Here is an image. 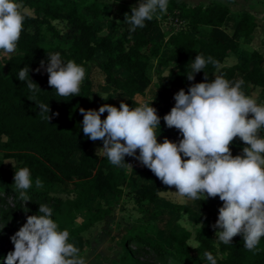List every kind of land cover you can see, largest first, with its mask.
Returning a JSON list of instances; mask_svg holds the SVG:
<instances>
[{"label":"trees","instance_id":"obj_1","mask_svg":"<svg viewBox=\"0 0 264 264\" xmlns=\"http://www.w3.org/2000/svg\"><path fill=\"white\" fill-rule=\"evenodd\" d=\"M20 2L31 13L26 14L17 54L4 61L5 72L0 65V150L3 152L0 158V202L10 199L15 206L11 214L1 211L5 219L20 213L25 215L26 221L27 216L39 214V205L47 204L53 210L51 218L58 224L59 230H67L72 240L111 215L112 206L108 205V199L111 198L117 205L123 197L125 185L134 188L132 199L143 207L155 205L159 191L168 188L147 168L143 174L137 169L127 173L123 165L114 166L105 155L98 157L91 151L94 142L82 131L83 116L79 109L98 110L101 106L94 100L89 73L81 84L79 96L60 97L49 87L46 71H35L41 61L47 66L49 54L59 52L64 62L72 60L86 70L99 52L103 57L100 67L105 87L113 94H123L126 97L123 103L129 107L142 104L154 107L161 118L157 135L169 140L181 136L178 130L168 128L163 120L175 105L173 89H183L187 94L192 85L211 82L218 74L233 84L242 82L241 90L247 85L264 92V58L258 52L250 54L248 66H223L229 53L236 52L239 44L250 39L257 28L256 19L247 12L231 19L230 9L223 3L187 6L184 2L168 0L166 12L158 13L159 18L145 21L144 28L135 30L128 23L129 10L126 20L113 24L119 34L112 38L104 31L106 24L111 23V9L107 10V6L98 0ZM168 18L182 22L179 29H171L165 41L151 40L149 35L152 30ZM53 22L63 23L71 36L64 37ZM45 34L53 39L67 40V46L44 44L42 38ZM163 48L168 49L165 56L161 54ZM196 55L212 57L216 63H208L202 72L194 74V80L189 81L187 76L192 73ZM152 62L167 71L165 75L157 73L153 84L148 76ZM25 66L30 69L29 78L41 92H30L26 82L17 79L18 71ZM152 85L155 94L147 98L146 91ZM38 103H48L49 115L58 113V116H53L48 123L39 114ZM119 105L115 107L119 108ZM95 142L103 144L102 141ZM246 146L244 143H232V155H241ZM4 159L13 160L14 166L4 168ZM130 159L126 156L125 162ZM22 167L30 169L33 180L32 187L26 190L30 197L26 204L19 198L21 190L16 188L13 180L14 172ZM37 178L43 183L40 188L35 185ZM65 184L70 186L68 192L72 197L64 200L55 194ZM91 200H98V206H91ZM220 207L222 202L219 197L194 200L190 207L172 206L170 210L173 213L195 216L198 221L208 224L207 229L189 232L181 227L177 231H169L166 240L169 251H166L162 241H147V234L157 235V231L147 224L139 233L123 241L125 256L122 264H146L128 249V242L138 245L143 252L155 253L162 264H210L205 252L212 253L216 264H264V238L253 251L244 247L241 236L234 237L228 245L214 239V233L219 229L213 228V225ZM163 209L162 206H155L151 217L159 219ZM78 213H84L85 218L73 228ZM189 239L199 241L200 247L190 248L187 244ZM218 254L223 255V259ZM6 256L0 249V260H5Z\"/></svg>","mask_w":264,"mask_h":264},{"label":"clouds","instance_id":"obj_2","mask_svg":"<svg viewBox=\"0 0 264 264\" xmlns=\"http://www.w3.org/2000/svg\"><path fill=\"white\" fill-rule=\"evenodd\" d=\"M168 0H139L131 8L128 23L132 29L144 28L145 21H152L158 13L167 10ZM27 10L20 0H0V53L11 56L16 53L24 30ZM212 57L196 55L192 73L202 72ZM46 71L49 87L60 97L79 96L86 75L82 65L69 60L64 62L59 52L47 56L35 69ZM30 69L18 71V80L26 82L32 93L41 92L29 78ZM205 81L207 77L205 76ZM242 82H232L217 75L211 82L192 85L187 94L183 89L174 95L175 105L163 117L165 125L176 129L182 136L178 143L165 138L158 142L156 129L161 118L157 110L148 104L129 107L121 102L119 108L104 104L98 110L79 111L83 116L82 131L89 140L102 141V152L114 166L125 163V157L138 160L149 169L163 185L175 188V192L159 191L161 196L175 195L184 204L188 200H206L219 197L222 207L213 228L215 236L225 245L241 236L244 247L253 251L264 238V104H258L242 90ZM39 114L48 123V103H38ZM106 118L101 119L102 114ZM239 138L246 147L241 155L233 156L231 144ZM137 150L139 155H136ZM14 184L24 204L30 201L26 190L33 185L28 167L14 172ZM37 188L42 181L35 180ZM52 208L41 204L38 213L26 217V223L10 237L14 250L7 254L5 264H85L79 257V249L69 243V232L59 230L51 218ZM181 227L192 232L197 226L188 221L187 215L178 221ZM202 225V224H199ZM192 249L200 247L199 241L189 239ZM210 264H216L211 252L204 253Z\"/></svg>","mask_w":264,"mask_h":264},{"label":"rangeland","instance_id":"obj_3","mask_svg":"<svg viewBox=\"0 0 264 264\" xmlns=\"http://www.w3.org/2000/svg\"><path fill=\"white\" fill-rule=\"evenodd\" d=\"M178 2H184L187 6L195 5H208L212 2H220L227 5L230 9L231 19H234L238 14L242 12H247L251 14L257 22V28L254 31L252 37L248 40H244L239 44L238 49L234 53H229L225 59L223 66L229 67L235 64L241 66H248L250 64L249 56L252 52H258L264 58V0H177ZM106 9H111L109 13V18L112 24H108L104 31L108 35H114L113 27L115 23H120L127 19V14L132 7L138 6L139 0H121L120 2L116 0H98ZM27 13H31L30 10L25 8ZM231 22V21H230ZM230 24V23H229ZM53 25L58 31L65 37L71 36L68 28L63 23L53 22ZM173 29L172 22L170 19H166L162 22V25L153 29L149 35L150 39L156 42H162L167 33ZM42 42L46 45H59L61 47L67 46V40L64 39H53L48 34L42 38ZM16 53L12 54L14 56ZM10 56V57H11ZM3 53H0V65L1 69L5 72V67L3 65L4 61L10 58ZM102 58L99 55L95 56L94 62L86 69V73H89V78L93 84V97L97 105L103 106L104 104H109L115 106L120 104L121 96L110 94V90L105 87L103 83V75L100 67V62ZM254 63V62H252ZM153 72V71H152ZM86 74V75H87ZM85 75V78H86ZM238 79V78H237ZM237 81V80H236ZM152 82L155 83V77L152 78ZM238 83V82H237ZM243 92L246 95L252 96L258 104H264V92L260 93L257 88H249V86L243 87ZM154 91L153 85L150 86L146 91V97H150ZM107 113L102 114L101 119L106 118ZM182 139V136H176L175 139ZM233 141L238 142L239 138H235ZM163 141H160L162 143ZM102 145L93 144L91 146V151L95 153L98 157H102L104 154L98 149L102 148ZM136 155H138V150ZM3 152L0 150V158H2ZM133 163L131 167L138 165L143 166L138 160L132 158ZM4 168L13 167L15 162L11 159L3 160ZM144 167V166H143ZM128 169H130L127 166ZM70 186L67 184L60 187L55 196H59L61 199L71 198L72 195L68 192ZM133 187L125 185L123 187V197L116 205L114 201L109 198L108 205L112 206L111 215L104 220L94 224L87 231L81 233L75 239L70 240L79 249V257L83 258L85 264H122L125 256V248L123 241L130 235H135L143 230L147 224L153 227L157 231V235L154 237L151 234H147L145 237L150 243L155 241H162L165 243V250L169 251V243H167V235L169 231H177L181 228L178 221H180L184 215L183 213H173L170 209L172 206L185 205L190 206L192 200H188L186 203L181 204L180 198L175 195L161 196L159 194V206L164 209L161 212V217L154 220L150 213L153 211V205L140 206L136 204L132 199ZM166 191L175 192V188H167ZM99 204L98 200H91L90 205L97 207ZM146 207V208H145ZM15 209L13 202L8 199L4 203L0 202V249L2 254H8L14 250V246L10 241V237L13 236L20 227L23 226L25 221L24 214H16L13 218L8 216L7 219L2 217L1 211L7 213H12ZM143 209H145V212ZM188 221L197 225L192 232L196 229H207L208 224L206 222H200L195 218V216H188ZM85 218L84 213H78L76 215V220L73 224V228L80 225ZM202 224V225H199ZM70 229V228H69ZM185 229V228H184ZM218 230L215 231V233ZM214 239L218 241L215 236ZM128 249L133 251L134 256L138 258L141 263L146 264H162L155 253L153 252H143L139 249V246L133 242H128ZM220 259H223V255L218 254ZM0 264H5V260H0ZM167 264H170L169 262Z\"/></svg>","mask_w":264,"mask_h":264},{"label":"crops","instance_id":"obj_4","mask_svg":"<svg viewBox=\"0 0 264 264\" xmlns=\"http://www.w3.org/2000/svg\"><path fill=\"white\" fill-rule=\"evenodd\" d=\"M108 24H112V23H108ZM108 24H106V26L108 25ZM105 26V27H106ZM157 28V27H156ZM155 29V28H154ZM113 31L115 32L114 33V35H108L107 33V35L108 36H110V37H112V38H115L118 34H119V32L117 31V30H115V28L113 27ZM151 34V33H150ZM150 38V37H149ZM167 39V36H166V38L163 40V41H165ZM167 53H168V49L167 48H163V50H162V56H165V55H167ZM96 55H99L102 59V61H103V57L101 56V54L99 53V52H97L96 53ZM95 55V56H96ZM95 59V58H94ZM101 61V62H102ZM101 62H100V64H101ZM230 67V66H229ZM153 71V72H152ZM157 73H161L162 75H165L166 73H167V71L166 70H163V69H160V68H158L157 66H156V63L155 62H152L151 64H150V66H149V70H148V76L151 78V80H152V78L153 77H155V79H156V74ZM218 74H215V76L214 77H216ZM152 84H153V82H152ZM154 88V87H153ZM179 90H181L180 88H175V89H173V94L175 95ZM110 94H112V96H115V95H119V96H121V101L120 102H123V101H125L126 100V97L123 95V94H121V93H115V94H113V93H111L110 92ZM154 94H155V89H154V91H153V93H152V95L150 96V97H148V98H151V97H153L154 96ZM157 139H158V142H160V141H163L165 138H160V137H157ZM179 140H180V138L178 139H173V140H170V141H172V142H175V143H178L179 142ZM232 143H234V144H236V145H240V144H243V142L242 141H238V142H235V141H233ZM94 145L95 144H99V145H102L103 146V144H100V143H97V142H94L93 143ZM92 144V145H93ZM133 159H132V157H131V159L129 160V161H126L125 163H127V164H131L132 165V163H133V161H132ZM132 162V163H131ZM123 165V164H122ZM124 167H125V169H126V172L127 173H130L131 172V170L132 169H137L140 173H144L145 172V170H146V167L144 166H138V165H135V166H133L132 167V169L130 168V169H128L127 168V166L126 165H123ZM127 186H130L129 184L127 185ZM131 187V186H130ZM194 200H192V202H193ZM159 204V201H157L156 202V204L155 205H153V206H159L158 205ZM192 205V204H191ZM190 205V206H191ZM190 206H188V207H190Z\"/></svg>","mask_w":264,"mask_h":264},{"label":"built area","instance_id":"obj_5","mask_svg":"<svg viewBox=\"0 0 264 264\" xmlns=\"http://www.w3.org/2000/svg\"><path fill=\"white\" fill-rule=\"evenodd\" d=\"M170 21L172 22L173 25V31H176L179 29L180 25L182 24V22L178 21L176 18H171Z\"/></svg>","mask_w":264,"mask_h":264}]
</instances>
